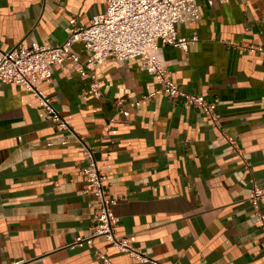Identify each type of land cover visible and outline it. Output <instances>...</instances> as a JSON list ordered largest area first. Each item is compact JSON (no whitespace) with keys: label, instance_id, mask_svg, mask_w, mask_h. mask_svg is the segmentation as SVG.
Segmentation results:
<instances>
[{"label":"crops","instance_id":"0c3cea01","mask_svg":"<svg viewBox=\"0 0 264 264\" xmlns=\"http://www.w3.org/2000/svg\"><path fill=\"white\" fill-rule=\"evenodd\" d=\"M106 1L0 0V49L60 44ZM197 1L202 18L178 30L198 39L164 46L163 57L181 88L217 100L218 126L170 98L139 58L98 64L96 98L80 43V64L55 65L39 86L71 131L57 129L32 90L0 81V264H264V193L259 210L250 200L255 185L264 189V0ZM80 138L116 199V236L149 261L104 236L72 245L99 213L84 191Z\"/></svg>","mask_w":264,"mask_h":264},{"label":"built area","instance_id":"2783aa9c","mask_svg":"<svg viewBox=\"0 0 264 264\" xmlns=\"http://www.w3.org/2000/svg\"><path fill=\"white\" fill-rule=\"evenodd\" d=\"M226 1V0H222ZM202 18L197 0H107L103 12L92 16L88 25H76L66 28L67 38L60 44L33 41L31 45L20 43L9 50L0 49V81L14 83L28 88L36 94L47 117L60 131H71L70 126L55 108L52 98L40 89V84L50 80L54 66L63 65L65 60L80 64V52L74 49L75 43L82 44V52L87 56L81 67L82 78H88L89 92L100 98L101 79L95 67L107 60L124 64L128 59L139 58L141 68L154 75L161 89L172 99H183L200 109L215 126L219 125L218 102L202 94H194L175 82L163 57L166 45L187 49L188 44L198 39L179 34L178 25L189 24ZM158 91L146 95L151 98ZM136 103L132 102L134 106ZM123 116H129V109H121ZM111 121H116L115 117ZM86 160L83 168L84 191L93 194L98 203L99 213L88 236H77L73 246L91 245L93 238L104 236L121 251L129 252L140 261L150 258L141 254L130 245L129 239L115 234V220L112 206L116 199L107 190L106 175L100 170L94 151L80 138ZM233 145L236 147L234 141ZM264 189L255 185L250 200L259 210V199ZM264 223V215L258 212ZM97 256L108 262V257L96 251Z\"/></svg>","mask_w":264,"mask_h":264}]
</instances>
